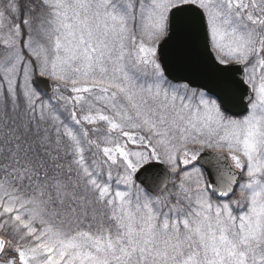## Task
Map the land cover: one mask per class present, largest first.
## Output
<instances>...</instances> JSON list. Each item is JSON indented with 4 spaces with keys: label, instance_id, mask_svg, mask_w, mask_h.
I'll use <instances>...</instances> for the list:
<instances>
[{
    "label": "snow or ice",
    "instance_id": "snow-or-ice-1",
    "mask_svg": "<svg viewBox=\"0 0 264 264\" xmlns=\"http://www.w3.org/2000/svg\"><path fill=\"white\" fill-rule=\"evenodd\" d=\"M0 264H264V0H0Z\"/></svg>",
    "mask_w": 264,
    "mask_h": 264
}]
</instances>
